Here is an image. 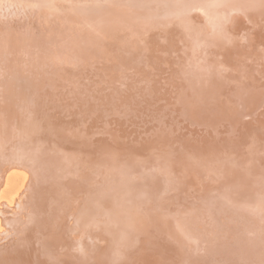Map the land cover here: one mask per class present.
I'll return each mask as SVG.
<instances>
[{"label":"rangeland","instance_id":"rangeland-1","mask_svg":"<svg viewBox=\"0 0 264 264\" xmlns=\"http://www.w3.org/2000/svg\"><path fill=\"white\" fill-rule=\"evenodd\" d=\"M219 1V4L209 5L207 0H55L64 13L67 9L76 15V25L65 26L63 21L53 20L48 16L50 15L48 5L38 6V9H35L37 3L35 0H0V32L3 33L0 34V40L10 43L5 44L0 41L1 46L9 50L10 53L15 51L17 57L20 54L23 55L22 50L25 47L38 49L39 51L36 53L34 50L30 54L31 57L37 55L40 65V70L35 71L39 75L35 77L36 74L33 73L34 79H38L40 73L42 75L47 72L46 78L54 75L56 79L59 75H63L62 83L42 87L40 93L42 97H40L42 103L44 100L42 104L44 105L42 108H44L41 110L46 112L44 115L39 114L40 111L35 114V116H40V118L37 117L40 120L36 119L33 125H39L37 127L41 130L47 128L48 125L60 126L66 131L60 133L62 139L52 136L45 137V142L43 141L44 143L41 145H48L52 151L50 153L63 156L68 160L70 157L69 162L75 164L74 166L71 163L68 165L70 174L81 172L82 167L87 165L92 158L99 157V163L95 164V168L88 170L89 172L85 170L84 175L78 174L80 176L76 178V183L79 180L85 182L88 179L85 182L88 184L93 183L92 181L97 178L105 179L109 173H112L105 162L120 163L122 160H126L129 164L127 167L129 181H131L129 185L133 186V189L137 188L138 179L143 176L140 175V170L137 171L134 168L136 163L146 167L152 165L156 170L154 184L157 183L161 186L156 199L145 200L139 194L128 202L116 195L115 198L119 203H115L106 195L97 197L95 208L87 213V217L91 222L102 221L103 228L106 229L85 227V230L81 232L80 228L76 232L72 229L69 234L75 242H84L83 240L88 238L92 243L97 244V247L105 248L108 246L106 245V232L112 231L115 227L127 226L131 221V214L139 212L137 209L146 206L156 208L157 210L151 215L140 214L139 222L150 220L157 223L169 215L173 217L172 214H175L182 204L183 206L180 208L183 207L184 211H187L186 207L189 206L190 210L195 208L191 213L195 218L191 217V214L181 213L182 216L184 214L183 218L187 217L184 218L188 219L187 224L192 225V227L186 226L182 230L187 231L190 228V230H195L197 233L195 241L201 242L195 248L203 251L207 242L211 246L212 243H215L211 247L212 251L209 245H207L209 248L206 246L211 252L208 251L210 253L208 258H205L208 253H204L205 250L201 252L196 249L197 252H201L198 254L202 256H199L197 252L194 254L192 248L189 249L191 252L189 253L186 248L184 251L183 248L176 247L177 251H184V256L181 257L184 259L187 257L185 261L190 260L189 255L192 256L191 259L196 254L198 255L197 259L187 260L189 264L192 261L195 264H210L211 261H215L214 264H232V262L236 264L239 259L241 260L238 264L240 262L245 264L246 261H249V264L264 263V253H261L264 251H261L264 249V232H262L264 230V183H261L264 181V159L256 158L252 154L255 151L256 144L254 143L264 137V0H257L253 4H251L252 0ZM43 7H47L48 11L45 10L44 13ZM248 10H252L253 14ZM46 14L50 19L45 17ZM93 26H98L94 28L95 30L101 28L107 30L106 32L87 31V28L90 29ZM54 35H58L57 37L61 35L62 41L56 43L57 37ZM65 43H70L74 52L69 46H65ZM87 43L88 51L86 50ZM61 49L68 50V52L62 53ZM82 49H85L82 52L87 55L85 59L82 58L83 60L76 59L78 64L73 63V66L69 67L70 64L62 59V57L69 59L72 53H80L79 51ZM42 54L46 59H52L44 61ZM0 56H2L1 53ZM4 56L6 59H2L1 63L5 65L0 64L2 72L5 73L7 70L9 72L7 75L17 76L19 83L23 80V77L18 74L19 72H16L20 65L17 66L16 62L11 60L13 63L8 61L11 64L6 62L11 59V54ZM60 57L61 59H59ZM81 61L83 62L80 65ZM3 65L6 69H2ZM42 68L44 71H41ZM50 81L53 79L51 78ZM205 86L207 87L206 95L203 94ZM0 103L2 106L5 104L2 97H0ZM49 103L52 107L49 106ZM32 106L25 103L16 112L12 106L8 109L12 111L11 115L19 117L23 115L24 110L38 109V107ZM46 107L47 109H45ZM48 108L51 110L48 111ZM16 128H19L18 125H14L12 121H6L3 132L6 137L3 136L0 143L8 145L7 142L12 139L15 144H20L14 141L19 137L21 129ZM32 132H29L28 135L33 136L30 134ZM39 134L37 131L36 137L41 135ZM78 137L79 142L76 141ZM2 144H0V163L5 154L33 153L31 147L23 146L27 145L25 141L20 144L21 146H15V150L14 147L12 150L10 145L7 147ZM77 146L79 147L77 148ZM133 149L141 151L140 155L139 153L133 155L131 153ZM73 153H77L76 159L70 156ZM223 153L225 154L222 159ZM6 169L0 180V225L2 227L0 234L3 233L1 237L7 233L6 236H3L7 237L5 240L7 245L3 241L4 239H0L2 250H5L6 248L3 247L8 245L14 247L15 242L18 247L21 246V243L18 244L16 241V232L10 233L14 230L12 227L8 228L9 222L12 221L11 218L19 219L27 214L29 205L33 204L31 200L38 196V190L31 191L34 195L31 192L30 194L26 193L27 184H25L20 189L24 193L21 195L19 191L16 198L12 197L20 188V183L23 181L22 171L25 168L11 166ZM208 170L210 173L207 172ZM115 177L120 178L122 175L115 174ZM181 182H184L185 185ZM106 187L107 183L101 184L97 189L92 185L88 188L97 193L104 191ZM78 188L79 183L76 184L75 189ZM141 188L145 194L150 191L144 186ZM199 188L202 189L199 190ZM205 188H208L212 197L206 193ZM85 189L80 188L72 192L66 213L69 220L80 208L81 199L88 195ZM203 196L208 197L207 200ZM170 197L172 198L169 199ZM217 197L226 198L224 207L211 206V204L208 205L209 207L206 206L208 199H217ZM10 198L15 204L9 203L12 201ZM37 199L39 198L35 199V202H38L37 207L39 206L41 210L43 207L47 208L45 207L48 206L47 199L43 200V206H41L42 203L39 204L40 199L38 201ZM184 201L189 204L186 205ZM237 202L238 205L244 203L250 207L256 206V208L255 210L247 207L234 208ZM118 206H122L123 218L115 224L116 226H110L106 222L112 218L108 211L116 209ZM202 209H205L203 212L207 210L210 213L203 221L196 217L197 211ZM168 211L171 213L169 214ZM216 211L220 214H216ZM5 218L9 220H4ZM240 218L245 219L242 222L244 226H247L244 227V231L243 227L241 228L236 222V219L242 220ZM192 220L195 221L193 224ZM249 221H251L250 225L252 224L250 230ZM158 226L148 228V233L145 230L144 236L154 235L153 244L154 242L156 244L165 243L163 238L170 233V230L162 231V228ZM193 227H197L199 230L201 228V232ZM236 227H239V231H243V233L237 234L238 237L241 235L237 241V235L234 233ZM258 229L261 230V233ZM83 234H86L87 237H84ZM198 235L202 241L198 239L200 238ZM65 236L68 235L65 234ZM259 236L262 238L259 239L262 240L260 243L256 240ZM211 237L216 241L213 239V242ZM65 238L67 240V237ZM221 239L226 243H222ZM248 239L254 240L260 248L256 249V246H250L248 241H245ZM127 241H131V239H127ZM211 241L212 243H210ZM218 242L228 244L229 248L227 249L229 250H223L222 247L217 248ZM246 242L247 244H245ZM48 243L50 244L48 247H50L51 243ZM202 243L205 246L199 248L203 245ZM230 244L238 245L246 252L239 249L238 252L231 254ZM247 245L249 247H246ZM35 246V250H32L33 253L28 256L18 247L15 248L14 250L17 252L15 257L17 258H13L14 256L11 255H15L16 252L5 254L1 251L0 264H3L5 259H8L10 263L34 264L31 261L34 253L36 260L40 257L47 260L49 257L61 260V262L64 259L63 264H76L77 259L70 258L73 256L71 255L73 246L69 250H65L66 253H70L69 256L65 255L66 253L62 249L52 250L50 248L52 252L49 251L50 254L44 257L37 253L41 250L39 245ZM254 249L257 250L255 253ZM127 250L130 257L140 255L134 247H129ZM150 250L148 252L150 259L153 257L161 259L164 256L165 262H161L162 264H172V261H175L172 259L173 252L170 249L167 252L161 250L163 254L158 252L159 250ZM240 251L242 252L240 253ZM57 255L60 256V259L55 257ZM110 255L114 258L117 257V250ZM119 255L122 254L119 253ZM175 255L174 257L177 258L178 255ZM181 257H178V260L176 259L173 264H185ZM254 258L255 260H253ZM124 259L125 262L128 261V257ZM124 259L121 261L124 262ZM215 259H218L217 262ZM78 260L80 261V259ZM78 260L77 264H80L81 262ZM102 262L99 263L109 264L105 260ZM115 262L120 264L118 260ZM86 263L97 264L96 261H87Z\"/></svg>","mask_w":264,"mask_h":264},{"label":"bare ground","instance_id":"bare-ground-1","mask_svg":"<svg viewBox=\"0 0 264 264\" xmlns=\"http://www.w3.org/2000/svg\"><path fill=\"white\" fill-rule=\"evenodd\" d=\"M30 1H33V0H30ZM35 1L37 2L36 5H35V9H38V6H45V5L46 6L48 5V9L50 7L49 11H48V9H46L47 7L46 8L43 7L44 10H42V11L44 13L46 11H48V13H50V15H48V16H50L51 19H53V20L54 19H56V20L58 19L59 21H63V23L65 24V26L70 25V24H71V26L74 25V24L76 25V23H75V21H76V19H75L76 18L75 13H73L70 10H67V9H66V12L64 13V10H61L60 9V6L57 5V3L55 2V0H35ZM207 1H209V3H208L209 5H211V4H219L220 3V1L218 2V0H207ZM256 1L257 0H252L251 1V4L255 3ZM30 4L32 5V3H30ZM31 5H29V6H31ZM248 11L251 14H253L252 13V10H248ZM60 13H62V14H60ZM247 15H249V14H247ZM48 16H47V14L45 15V17L47 19H50ZM96 27H98V26L90 27V29L87 28V31L89 30V32H92V31L93 32H97V31H100V32L101 31H105L106 32V30H107L105 28L104 29L101 28V29L95 30L94 28H96ZM0 34H3V33L0 32ZM54 36L57 37L58 35H54ZM62 38L63 37L61 35L59 37H57L55 39L56 43L62 41ZM85 40L88 42L87 39H85ZM0 41L3 42V43H5V44H10L7 41L6 42L3 41V40H0ZM65 46H69L70 47V43H67ZM86 46H87L86 47V50L88 51L89 50L88 49V47H89L88 46V43H87ZM70 49H72V48L70 47ZM34 50H35V53H36V51H39L38 49H35L34 47L33 48L25 47V49L22 50L23 55H21V54L19 55L18 54L19 55L18 56L19 58H18L17 57V53L15 51H12L11 50L12 52L10 53L9 50L3 48L1 46V44H0V53L2 55V56H0V64H4V63H1V62H3L2 59H6V57L4 55L11 54L12 55L11 59L7 60L6 62L7 63H10L11 61H14V62H16L15 64H17V66L20 65V66H18L19 68H18V70H16V72L18 71L19 72L18 74L23 77L22 78L23 80L18 83L17 82V76L16 77H11L12 75L11 76L10 75H7V73H9L7 70L5 72L6 74L3 73L2 70H1V66L2 65H0V93H1L0 97H2V99L4 100V103H5V104H3V106L0 103V140H1V138L3 136L6 137V134L5 133L3 135L4 125L6 124V121L7 122L12 121V123L14 125H18V127L21 128L20 130H19V128H16V129H18L20 131V134H19V137L16 138V140H14V141H17V143H20V144L23 141H25V144L27 143V145H23V146H26V148H27V146H29L33 150L32 151L33 153H20L19 152V154H10L9 153V154L3 155V159L1 160V163H0V180L4 176L3 174H4L6 168H10L11 166H20V167L22 166L23 168H25V170L22 171L23 172V179H22L23 181L20 183L21 184L20 185V188L14 193V195L12 197L16 198V196L18 195L19 191H20V194H21L22 192H21L20 189L23 188L25 186V184H27L26 185V193H29L30 194V192L32 190L33 191H37L38 190V192H37L38 196L37 197L35 196V199L36 198H39L40 199V200L37 199V201L38 200L40 201V203H39L40 205L42 203L41 206H43V202H44L43 200L44 199L45 200L47 199L48 206H45L47 208H44L43 207V209L41 210V208H39V206L37 207L38 202H35V199H34V200H31V201H33V204L29 205V207H28V210L29 211L32 210L31 212L27 211V214L23 215L19 219L11 218L12 221L11 222L8 221L9 222L8 228L9 227H12L13 230H14V231H10V233L16 232V234H15V235H17L16 236V241L18 242V244L21 243V246L18 247L16 245L17 244L16 242H15V245H13L14 247H11V245L10 246L8 245V246H5V247L2 246L4 249L6 248L5 250H2L1 249V246H0V252L3 251L5 254H10V252H16L14 249L18 247L19 250L21 249V251L23 253H25L26 256H28V254L33 253L32 250L34 249V247H36L35 245H39V247H40L41 250L39 252H37V253L42 254V256L44 257V256H48L50 254V252H52V250H54L56 248L57 249L58 248L59 249H62L65 252V250H69L70 247L73 246L72 249H71V251H72L71 252V255H73L72 256L73 258L72 257H70V258L71 259H77V260L80 259V261L79 260L78 261L81 262V263H84V264L87 261H91V262H95L96 261L97 264L99 262L103 263L102 260H105V262L106 263L108 262L109 264H116L115 261H117V260H118V262L120 264L121 263L122 264H162L161 262H165V259L163 258L164 256L161 257V259H159V258L157 259V257H155V258L153 257L152 259H150V255H148L149 249H151L150 251H153V249H155L156 251L159 250L158 252H160L161 254H163V252H161V250H164L165 252H167V250L170 249V251L173 252V254H171L172 255V259L175 260V261H176V259L178 260V257L184 256L185 248L188 249L187 252H189V253H191L190 250L192 248L194 254H195V252H197V250H200L198 248H195V246L198 247L199 244L201 243L200 241L199 242L195 241L196 240V236H197L196 231L195 230H190L191 228L188 229L190 231H188V230L187 231L182 230V229H184V227H186V226L192 227V225H190V223H189V225L187 224L188 223L187 222L188 219H184V218H187V217H184L183 218L184 214L182 216L181 213L185 212V213L191 214V213H193L192 210H194L195 208L192 209V210H190V209H188L190 207L189 206V207H186L187 208V211H184V210H182L183 207L180 208L181 206H183L182 204H180V207L178 206L179 207L178 210L175 211L173 209L175 211V214H172V215H174L173 217H170L171 215H169V217H167L166 219H162V220L159 219L160 221H158L157 223L156 222H151L150 220H147L146 222H143V223H142V220L139 222L140 214L141 215H146V214L147 215H151L152 213H154L157 210L156 208H153V206H148V207L146 206V207L137 209V210H139V212H134V214L133 213L131 214V216H130L131 221L129 222V224L127 226L122 227V228L115 227V228H113L112 231L108 230L106 232V238H107L106 241L108 243V244L106 243V245H108V246H105V248L104 247H100V248L97 247L96 246L97 244L92 243L91 240L88 239V238H85L83 240L84 242H82V241L75 242V240H72V238L70 237V234H69V231H71L72 229L75 232L79 228H80V232H81V231L85 230L84 229L85 227L86 228H91V229H106V228H103L104 223L102 221H99V222H91V220L89 219V217H87V213H89V211H91V209L95 208V206H94V205H96V200L95 199L97 197H99V196H105L106 195V196H108V198L113 199V201L115 203H119L118 200L115 198L116 195H117V197L118 196H121V199H124L125 201H128V202L135 195H139V194L145 200L156 199L157 192L160 191L161 186H160V184L157 185V183L154 184L153 179L155 178V172H156V170L154 169V167L152 165L146 167L144 165H141L140 163L139 164H137V163L135 164L136 166L134 168L137 171L140 170V172L142 173V174L140 173V175H143V176L138 179L139 182L137 183V186L135 185L137 188L133 189L132 188L133 186H130L129 185L131 183V181H129L130 180V176H129L128 172H127V167L129 165L128 162L126 160H122V162H120V163L111 162V161L108 162L107 161L105 163H106V165H108V169L112 173H109L106 176L105 179L104 178H97L94 181H92L93 183H88V184L85 183V182H87L88 179L87 180L84 179V180H86L85 182H83L82 180L81 181L79 180L77 182V183H79V188L78 189H80V188H83V189L86 188L85 190H86V192H88V195L85 198L81 199V201L79 202V204H80L79 207L80 208L77 210V212L75 214L72 215L71 220H69V217H68V215L66 213H67V209H68V207L70 205L69 198H70L72 192L78 190V189H75L76 184H77L76 183V181H77L76 178L78 176H80L78 174L80 173L81 175L82 174L84 175L86 173V171H88V170H90L92 168H95L96 167L95 164L99 163V160L100 159H99V157H97V158L94 157V158L91 159V161L87 165H85L84 167H82L83 170L81 172L75 173V174H70V173H68V169H69V166L68 165L70 163H71L72 166L75 165L73 162H69L70 157H69V160H68V158L66 159L63 156L60 157V156L56 155L55 153H50L52 151H50L48 145H45V146H42L41 145V144H43L45 142V140H44L45 137L46 138H50L52 136V137H55V138L57 137L58 139H62L60 133H63V132L66 131L64 128H62L60 126L59 127H55V126L52 127V126L48 125L47 128H49V129L45 128V129H42L41 130V128L37 127L39 125H37V124L33 125V123H35L36 119H39L40 118L39 115L35 116V114H37L40 111L39 114L44 115L45 112H46L45 110H44L45 112H43L41 110L42 106H44V105H42L44 103V100H43V103H42L41 102L42 95H40V93L42 92L41 91L42 87H45V85H51V84H54L55 85L56 83H59V84L62 83L63 82L62 81L63 80V78H62L63 75L62 74L59 75L56 79L54 78V75H51L49 78H46L45 76H47V73H48L47 72V73H44L42 75L40 73V76L38 77V79H34L33 78V73H35L36 70L37 71L40 70L39 60L36 57L37 55L34 56V57H31V55H30ZM61 50H62V53H64L65 51L68 52L69 48H68V50H64V49H61ZM84 50L85 49L80 50L79 51L80 53H72L70 55L69 59L64 58V57H62V59H65L70 64L69 67H71V66H73V63H77L75 61L76 59L83 60V59L86 58V55L87 54L86 53L84 54L82 52ZM72 52H74L73 49H72ZM15 53H16V55H14ZM42 56H43V54H42ZM39 57H41V56H39ZM43 58H44V61H50L52 59V58H47L46 59L44 56H43ZM53 58H55V57H53ZM59 59H61V57ZM8 61H10V62H8ZM82 62L83 61H81L79 64L81 65ZM11 63H13V62H11ZM10 64H8L9 67L11 66ZM4 65H3V68L2 69H6L4 67ZM6 66H7V64H6ZM10 68H12V66ZM43 69L44 68H42L41 71H44ZM9 70L12 72L11 69H9ZM35 74H36L35 77L37 75H39V73H35ZM81 75H83V74H81ZM51 78L53 79V81H50ZM61 78H62V80H61ZM206 89H207V87L205 86L203 88V94L204 95H206L205 94L206 93ZM63 92H62V94H63ZM39 102H41V103L38 104ZM18 103H20V104L18 105ZM25 103H27V104H29L31 106L33 105L32 107H38V109L31 108V110H24L23 115H20L19 117H16V115H14V114L11 115V112L12 111L10 109H8V107L11 108V106H12V109L16 112V110L19 107H21L23 104H25ZM52 105H54V104H52ZM46 106L48 107V105H46ZM49 106H51V104ZM47 107L45 109H47ZM50 110L48 108V111H50ZM5 113H6V116H4ZM38 116H39V118H37ZM43 127H45V126H43ZM37 131L41 134V135L39 134L40 136L38 135L39 137H36ZM29 132H32L33 134L32 133H30V134L33 135V136H29L28 135ZM16 137H17V134H16ZM33 137H36V138H33ZM78 139H79V137L76 140L77 142H79ZM7 143H8V145L12 146V150H13V147H14V150H15V146L20 145V144H15L12 141V139L9 140ZM0 144H2V143H0ZM254 144H256L255 145V151L252 152V154L256 158L261 157V158L264 159V137L262 139H259L257 141V143H254ZM5 145L7 147H9L7 144H2V146H5ZM78 147L79 146H77V148ZM1 151H3V150H1ZM140 152L141 151H137L136 149H133L131 153H133V155L139 153V155H140ZM76 154L77 153H73V154H70V156L72 158L76 159V157H77ZM224 154L225 153H223V155H222V159L224 157ZM15 160H17V161H15ZM130 164H131V162H130ZM194 165H197V164L194 163ZM207 172L210 173V170H208ZM115 174L122 175V177L116 178L115 177ZM92 176H90V177H92ZM26 179H27V181H26ZM71 179H74V180H71ZM105 183H107V187L105 188L104 191H99V192L96 193L94 190L92 191V190H90L88 188L89 186L92 185L93 188L97 189V188H99L101 186V184H105ZM181 183L184 184V182H181ZM261 183H264V181H262ZM141 186H144L146 188H149L150 191L147 194H145L144 191H143V189L141 188ZM200 189H202V188H199V190ZM205 190H207L206 193L209 194L208 188L207 189L205 188ZM23 193H24V191H23ZM194 194H195V192H194ZM203 194L205 195V193H203ZM176 195H179V194H176ZM173 197H175V196H173ZM210 197H212V196L210 195ZM19 198H20V195H19ZM171 198L172 197H170L169 199H171ZM184 198L185 197L183 196V199ZM204 198H205V200H207L206 198H208V197H204ZM31 199H32V197H31ZM7 200H9V199H7ZM11 200L12 201H9V203H12V202L14 203L13 199H11ZM26 201H28V200H26ZM225 201H226V198H223V197H217V199H212V200L210 198V199H208V203H206V206H208V205L210 206V204H211V206H217V207L222 208V207H224ZM23 202H24V200H23ZM26 203H25V205H26ZM29 203H31V202H29ZM171 204L173 205L172 202H171ZM188 204L189 203H186V205H188ZM236 205L234 206V208H238V207L239 208H242V207L245 208V207H247L249 209L252 208L253 210H255V208H256V206H251L250 207V206H247V204H244V203L242 205H238V202H237ZM184 206H185V204H184ZM202 206H203V208H205L204 205H202ZM258 206H259V204H258ZM24 207H26V206H24ZM25 209H27V208H25ZM203 210H205V209L198 210L197 211V215H196L197 219L200 218L202 221L205 220L210 215V213H208L207 210L205 212H203ZM253 210H251V211H253ZM105 211H107V209ZM168 212H169V214L171 213L170 211H168ZM108 213H111V215H112V216L110 215L112 217L111 219L106 220V222L110 226H114L118 221H120L123 218V216H122V206L121 207L118 206L116 209H110L108 211ZM216 214H220V213L217 212ZM256 215H258V214H256ZM263 215H264V213H263ZM249 216H251V215H249ZM191 217H194V214ZM238 217H240V216L238 215ZM190 219H192V218H190ZM200 219H199V221L201 223V220ZM240 219H242V218H240ZM4 220H9V219H6L5 218ZM250 220H252V219H250ZM189 221H191V220H189ZM244 221H245V219L244 220L243 219L242 220H239V219L237 220L236 219V222H238L239 226L241 228L243 227L242 230L244 229V227H247L246 225L245 226L243 225L244 223L242 224V222H244ZM193 222H195V221L192 220L191 223L193 224ZM250 222L251 221L248 222L249 223V230H250V227L252 225V224L250 225ZM5 224H7V222ZM202 225H203V223H202ZM204 225H205V222H204ZM151 226H156V227L158 226V227L162 228V231H166V229L170 230L169 231L170 232L169 234H166V235L164 234L165 236L164 235H161V236H164L163 240H165V243L164 242H160V243L156 244L154 242V244H153L152 238L154 237V235H151V234L148 235L147 234L148 233V230L150 229ZM210 226H212V225H210ZM6 227H7V225H6ZM197 227H199V226H197ZM197 227H195V228L193 227V229H196ZM1 228L2 227L0 225V231L2 230ZM208 228H209V226H208ZM236 228H235V231H234V233H236V235L237 234L239 235V234L243 233L244 230L241 232V231L238 230L239 227H236ZM185 229H187V228H185ZM226 229H229V228H226ZM145 230H147L146 231L147 232L146 233L147 234L146 236H144ZM200 230H201V228H200ZM206 230H208V229H206ZM245 230H247V229L245 228ZM258 230H260V229H258ZM208 231H211V230H208ZM262 232H264V230ZM167 233H168V231H167ZM226 233H227V231H226ZM247 233H246V235H247ZM260 233H261V230H260ZM2 234H0V237H1ZM6 234L3 235V236H6ZM65 234H67L68 236H65ZM85 235L86 234H83L84 237H87ZM87 235H88V233H87ZM201 235H202V238H203V232H202ZM236 235H234V236H236ZM238 235H237L236 241L241 236L240 235L238 237ZM3 236L0 239L1 240L4 239L3 241L6 242L5 240H6L7 237L4 238ZM12 236H13V234H12ZM198 236L200 237V235H198ZM260 236H259L258 239L256 238V240L259 241V242L257 241L258 243H260V241H262V240H259V239H262ZM65 237H67V240H66ZM212 237H213V235H212ZM9 238H11V237L9 236ZM202 238L200 237L198 239L202 241ZM206 238H208V237H206ZM127 239H131V241H127ZM157 239H159V238H157ZM213 239L214 238H212V241H213ZM222 239L220 241L222 243H226L225 240H222ZM226 240H228V239H226ZM36 241H37V243H35ZM124 241H126V242H124ZM159 241H160V239H159ZM207 241H209V240H207ZM212 241L210 243H212ZM245 241H248V243H249L250 246H253V245L256 246V249L257 248H260L259 245L254 240H249L248 239V240H245ZM48 242L51 243V246L50 247H48L50 245ZM8 243H9V241H8ZM214 244L215 243H212V246ZM221 244L218 242L216 244L218 247L216 245L215 246L217 248H219V247L221 248L222 247V249L223 250H226V251L229 250V249H227V248H229L228 247L229 246L228 244L227 245L226 244H222L221 245ZM239 244H240V241H239ZM245 244H247V242ZM0 245H1V242H0ZM6 245H7V242H6ZM157 245H159L158 248H156ZM207 245H209L208 242L206 243V246ZM242 245H244V244H242ZM203 246H205V245L203 244L199 248H202ZM206 246H205V248H206ZM209 246H210V250H211V247L212 246L211 245H209ZM230 246L232 247V249L230 250L232 252L231 254H234V253L238 252L239 249L243 250V248L239 247L238 245L237 246H234V244H233V246H232L230 244ZM129 247L130 248L131 247H134L135 251L137 253H139L140 255L138 256L136 254L137 255L136 257L135 256L134 257H130V255L127 252L128 251L127 249ZM176 247L183 248L184 251H181V250L177 251V248ZM216 247L215 248L213 247V248L216 249ZM246 247H249V246L247 245ZM50 248H52V250ZM166 248H168V249H166ZM194 248H195V251H194ZM205 248L202 249L203 251L205 250L204 253H206L208 251L210 252L209 249H207V248L205 249ZM214 249H213V252L215 251ZM256 249H254L255 250L254 253L257 251ZM116 250L118 252V256L117 257L115 256V258H114L112 255H110V253H114V252H116ZM263 250L264 249H262L261 251H263ZM203 251H201V252H203ZM220 251H222V250H220ZM243 251L246 252L245 249ZM247 251H248V248H247ZM64 252H63V254H64ZM193 252H192V255H193ZM201 252L198 251L197 254L198 253H201ZM209 252L207 253V257L205 255V258H208L209 257L208 255L211 253V252L210 253ZM241 252L242 251H240V253ZM249 252H250V250H249ZM43 253H46V254H43ZM119 253L122 254V255H119ZM151 253L154 254V252H151ZM261 253H264V251L261 252ZM34 254H33V258L31 259V261L34 262V264H63V261H64V259L61 262V260L51 259L49 257H48L47 260H44L43 258L40 257L39 259H37L39 261H37L36 258L34 257ZM107 254H109V255H107ZM175 254L178 255L177 258H175L176 257ZM197 254H196V256H198V255L200 256L201 255V254H198V255ZM247 254L249 255L248 252H247ZM11 255L14 256L13 258H17V257H15L17 255V252H16L15 255L14 254H11ZM58 255L55 256V257H58L60 259V256H58ZM65 255L69 256L70 253H66ZM154 255H156V254H154ZM174 255H175V257H174ZM26 256H24V257L26 258ZM119 256H121L122 258H120ZM196 256L194 258L197 259ZM224 256H225V254H224ZM8 257L9 256L7 255V258ZM55 257H53V258H55ZM61 257H63L62 254H61ZM127 257H128V261L130 260V262H128L127 260H126L127 262H125V259L124 258H127ZM189 257H190V260L189 259H187V260H189V261L194 260V258L191 259L192 256L189 255ZM230 257H232V256H230ZM3 258H5V257H3ZM20 258H21V256H20ZM168 258H170V257H168ZM182 258L183 257H181V259ZM222 258H223V256H222ZM232 258H231V260H232ZM249 258H251V257H249ZM123 259H124V262L121 261ZM185 259H184V261H185ZM211 259H212V257H211ZM77 260H76V264H77ZM187 260L185 261V264H189V262ZM213 260H214V258H213ZM217 260H216V262H217ZM240 260L241 259H239V261ZM253 260H255V258ZM175 261H172V264ZM181 261H179V262L180 263H183ZM207 262L209 263V261H207ZM214 262L215 261H211L210 264H214ZM220 262H221V260H220ZM238 262L237 263L235 262V263L238 264ZM193 263H194V261H192L191 264H193ZM205 263H206V260H205ZM241 263L242 262H240V264ZM247 263L249 264V261L248 262L246 261L245 264H247ZM3 264H19V263H10L8 261V259L7 260L5 259V262ZM66 264H69V263H66ZM73 264H75V263H73ZM224 264H226V263H224ZM232 264H233V262H232ZM242 264H244V263H242ZM253 264H256V262L253 263Z\"/></svg>","mask_w":264,"mask_h":264}]
</instances>
